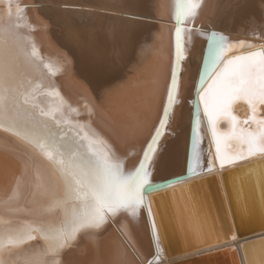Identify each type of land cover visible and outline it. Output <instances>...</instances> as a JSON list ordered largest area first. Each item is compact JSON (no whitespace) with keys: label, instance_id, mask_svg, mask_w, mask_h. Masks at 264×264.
<instances>
[{"label":"bare ground","instance_id":"obj_1","mask_svg":"<svg viewBox=\"0 0 264 264\" xmlns=\"http://www.w3.org/2000/svg\"><path fill=\"white\" fill-rule=\"evenodd\" d=\"M15 1V13L17 5H29L25 10L28 16L24 17L20 11L19 20L24 23L33 20L40 27L34 32L23 29L20 33L12 27L13 33L19 37L17 51L21 61L24 62L25 53H30L33 45L39 57L41 52L45 56V63L37 58L33 63H24L25 87L39 86L37 101L45 109L59 103L58 98L46 95L52 88L61 97L64 93L69 104H76L73 97L85 98V105L77 103L78 109L85 113L82 117L85 122H71L57 113L58 118L70 121L67 124L70 129L79 124L90 135L103 139L116 157L133 152L132 156H126L125 166L134 168L158 124L166 99V85L171 80L175 61V0ZM201 4L199 14L191 23L195 28L182 34L185 58L180 65L178 102L161 136L160 151L149 168L151 181L163 182L155 185L160 190L153 193L158 197L156 202L163 219L164 233L167 237L170 235L173 244L181 245L182 249L175 253L166 251V254L160 242L157 249L159 262L154 264H245L240 242L264 234L262 229L243 237L232 234L233 239L215 236L221 231L222 223L229 222L233 226L221 177L223 171L226 175L242 170L241 174L232 175L227 184L237 219L245 223L249 218L254 221L264 218V153L257 152L221 169L218 160H215V143L202 105H198L202 134L200 168L197 169L200 174L189 172L197 108L193 101L198 100V92L202 91L198 85L206 61L209 34L215 32L222 35L235 46L226 53L225 60L264 50V0H201ZM0 18V27L9 24L10 21L7 23L4 20L5 10H0ZM241 42L243 46H240ZM45 64L52 72L64 68L57 82L52 75H46ZM232 112L241 122V127L255 130V125H243L251 114L245 101H237ZM63 113L66 115L65 111ZM258 118H264V105L259 106ZM229 127L226 119L218 123V130L222 132H227ZM61 128L67 129L60 126L57 131L61 134L64 132ZM75 130L79 131V127ZM66 132L69 136L74 134ZM3 140L4 136L0 134V143ZM229 145V153L236 155L243 151L247 155L246 144L231 140ZM23 147L27 149V156L0 144V221L11 220L13 224L38 214L30 210L41 198L42 185H50L54 180L53 169L48 162L29 146L23 144ZM210 159L215 163L211 172L206 170ZM210 175H215V182L197 188L196 193L192 192L197 196L191 197L190 192L185 190L187 206L190 203L193 205L182 217L183 226L178 232L175 211L169 204L161 202L168 193H177L179 189L191 186L194 179L204 178L195 184L211 181L213 178ZM208 176L210 178H205ZM241 178L246 181L245 187ZM180 180L184 184L178 186L177 181ZM169 184L176 186L168 188ZM145 195L151 202L152 194ZM151 206L153 208L152 202ZM109 218L112 223L98 234L95 230L82 233L77 245L55 257L59 264H145L147 257L153 253L149 224L151 226L153 218L158 221L154 208L152 217L146 207H141L134 217L124 212L119 219H112L111 215ZM158 231L163 238L159 225ZM206 236L217 242L185 248L188 243L203 242ZM153 239L155 243L154 234ZM42 248V241H32L13 249L11 253H0V260L5 264H34L32 253ZM192 257L198 258L189 260ZM256 257L257 253L252 250L254 264H258ZM43 259L50 261L53 257Z\"/></svg>","mask_w":264,"mask_h":264},{"label":"snow or ice","instance_id":"obj_2","mask_svg":"<svg viewBox=\"0 0 264 264\" xmlns=\"http://www.w3.org/2000/svg\"><path fill=\"white\" fill-rule=\"evenodd\" d=\"M0 5L4 6L10 21L12 0H7L6 4L5 0H0ZM200 7L201 0H175V61L171 80L166 85V99L158 124L142 150V158L132 169L126 168L124 160L116 157L103 139L90 135L82 125L77 124L69 129L74 132L71 136L67 132L61 134L57 131L61 125L71 123L57 116V113L62 115L65 104L60 93L55 89L46 93L58 98L59 103L45 109L37 101L39 86L31 89L25 87L23 65L33 63L34 58H38L35 46L30 53H25L22 62L17 51L19 37L13 33V26L9 23L0 27V130L10 133L33 149L48 162L54 175L50 185H42L41 198L36 207L30 210L38 213L35 217L17 224L11 220L0 221V253H11L30 241H42L43 248L32 253L34 264H59L55 257L71 247L81 233L100 229L109 215L115 217L118 213L126 212L134 216L141 207H146L148 215L153 216L151 202L145 194L151 195L160 188L153 185L149 168L178 102L179 69L184 58L182 34L188 31L182 25L194 20ZM16 11H21L18 5ZM240 46H243V42ZM233 47L224 36L215 32L209 34L206 61L198 85L202 91L198 92V100L193 101L197 108L189 167L192 175L200 174L197 169L200 168L202 134L198 105L203 106L215 143V160H218L221 169L257 152L264 153V118H258L259 106L264 105V50L225 60L226 53ZM44 67L49 65L45 64ZM241 100L249 105L251 111L243 125H255V130L241 127V122L233 115V105ZM222 119L230 123L227 132L218 130V123ZM76 127H79V131L75 130ZM231 140L246 144L247 155L243 151L236 155L229 153L227 148ZM214 166V161L210 159L206 170L211 172ZM177 183L183 185L184 181ZM167 187L174 188V185ZM151 227L159 249L161 234L155 218L151 221ZM46 256L53 259L44 260ZM0 264L5 262L0 260Z\"/></svg>","mask_w":264,"mask_h":264},{"label":"water","instance_id":"obj_3","mask_svg":"<svg viewBox=\"0 0 264 264\" xmlns=\"http://www.w3.org/2000/svg\"><path fill=\"white\" fill-rule=\"evenodd\" d=\"M6 3H7V0H5V4ZM16 3H17V1L12 0L13 12H12L11 20H10L11 23L9 22V18H8V16L6 14H5V17L6 18L4 20L7 23L9 22L13 26V28H16V30H18L19 33L23 29L31 30L33 32L36 31L37 29H39L40 28L39 25L37 23H35L33 20H31L29 23H24L21 20H19L21 18L20 17L21 15H19V13H18V15L16 16L17 11H16V13L14 11V6L16 5ZM19 6H20L21 11L23 12V16L24 17L26 15L28 16V14L25 13V10L28 8L29 5L24 3V4H19ZM201 8H202V4H201V7L198 9V14H199ZM1 9L2 10H5V8H4L3 5H0V10ZM173 22H174V24L176 26L175 19L173 20ZM166 23L168 25V22H166ZM191 23H192V20H189L188 23H186V24L184 23L182 25V27H184L185 29L195 28V27L191 26ZM175 26H174V28H175ZM174 30L175 29H173V37L175 39ZM21 33H23V32H21ZM183 42H184V40L182 41V47H183ZM40 54L42 55L41 57H39V55L37 53V56H38L37 59L39 61H41L42 63H45V58H44L45 56H44V54L42 52ZM184 58L182 59V61L184 60ZM43 69H45L46 75H49V74L52 75L54 81H56L64 73V68H60L59 70H57L55 72H52V71L47 70V67H44ZM179 72H180V69H179ZM62 96H63L62 97L63 100L65 101V104L63 105V108H62V116H64L66 119L70 120L71 122H85V120L84 121L82 120V119H84L82 117H85V113H82L78 109L77 103L79 105L83 106V105H85L87 103V100L85 98H82V96H77V97H73V98H72V96H69L76 103V104H74V103L73 104H69L67 102V98H65V94L64 93H63ZM63 111H65L66 115L63 113ZM59 114H61V113H59ZM68 116H71V118L68 117ZM61 126H65L67 128L65 130H63V128H61V130H63L64 132L69 131V129H70L69 127H67V125H61ZM0 134L4 136V140H3L4 143L2 142L0 144H2L3 146H5L6 148H8V149H10L12 151H15L17 153L19 152V153H22V155L24 154V155L27 156V149H24L22 142H20L16 138H14L11 134L4 133L2 130H0ZM150 138H151V136H150ZM150 138H149V140H150ZM160 147H161V138H160V141H159V144H158V149H157L156 156L158 155V153L160 151ZM132 154H133V152L128 151L125 155L120 154V156H121L122 159H124V162H125V160L128 158L126 156H132ZM156 156L154 158V161L156 159ZM225 172L226 171H223L222 172V176L221 177H222L223 182H224V186H225V190H226V195H227V199H228V204L230 206V211H231L233 226L230 225L229 222L227 224L226 223H222L221 224V226H222L221 231H218L215 234L216 238H219V239L220 238L233 239L232 238L233 237L232 234H234L235 237H243V236H246V235H249V234H252V233H255V232H258V231L264 229V218L263 219L261 218V219H259L257 221H254L251 218H249L245 223H243L242 221H239L237 219V216H236V214L234 212V207H233L232 202L230 200V195H229L228 188H227V183H226V175H225ZM210 176H212L211 178H213V180L216 178L215 175H210ZM210 176L205 177V178H210ZM203 179L204 178L194 179L192 181V185L191 186H193L195 184L194 182H198L197 180H203ZM162 183L161 182H156V183H153V185H157V184L158 185H161ZM179 185L180 184H178V186ZM175 186L176 185H174V187ZM166 190H168V189H166ZM150 198L152 200L151 202H152V205H153V208H154V215H155V217L156 216L158 217V225H159V227L163 231V238H162V235H161V243H162V246H163L164 251L165 252L167 251V252H170V253H175L176 251L181 250L182 249V246L179 245V244H173L170 235L168 234L169 236L167 237L166 236L167 235L166 232L164 233V229H163V225H162L163 219L161 220V218H162L161 212L159 213L160 209H159V207H157L158 206V203L156 202V199L158 197L156 198L154 196V193H152V195H151ZM121 213H124V212H121ZM121 213H118L115 217H112V219H119L121 217ZM148 221H149V219H148ZM110 222L112 223V220H111V218H108L106 224L102 225L100 229L95 230L94 232L96 234H98ZM149 234H150L151 241H152L153 253L149 257H147V259L145 260V264H154V263L159 262V259H157V254H159V253H158L156 244L154 243L153 233H152L150 224H149ZM79 236H78V239L73 243V245L71 247L77 245V242L79 240ZM209 238L210 237L206 236L205 239L203 240V242H200V243H197V244H193V243L189 244L188 243L187 244L188 246H186L185 248L186 249H188V248H194V247H198L200 245L208 244V242H206V240H211ZM31 242L32 241H30L28 243H31ZM240 249H241L242 256H243V260H244V263L245 264H254V260L252 259V250H255V254L257 253V257L256 258H257L258 263L259 264H264V234L259 235L257 237L249 238V239H243L240 242ZM65 250H63V251H65ZM167 252H166V254H167ZM160 256H162V255L160 254ZM196 258H198V257H192L189 260H196Z\"/></svg>","mask_w":264,"mask_h":264},{"label":"rangeland","instance_id":"obj_4","mask_svg":"<svg viewBox=\"0 0 264 264\" xmlns=\"http://www.w3.org/2000/svg\"><path fill=\"white\" fill-rule=\"evenodd\" d=\"M241 171L240 170L239 171H233L232 172L233 174L232 173L226 174V183L228 184V182H229L228 180L231 179V176L232 175L235 176L237 174H241L240 173ZM222 181H223V179H222ZM209 182H211V183L213 182L214 183L215 180L212 179L211 181L200 182L199 184H195V185H193L192 191H189V190H191L190 189L191 186H186L185 188L179 189L177 193H171V194L168 193L165 196L166 199H163V201L161 202L162 204L163 203L164 204H169L168 206L175 211V213H176L175 214L176 215V219L175 220L177 221L176 222V226H177L176 230H178V232H179L180 228H182V226H183L182 225V217L186 214V212L188 211V209L193 205V203H190L189 206H187L185 190H188V192H190L189 193L190 196L191 197H194V195L197 196L195 194L196 193L195 190H197V188H200L201 189V188L206 187ZM242 183H243V186L245 187V184H246L245 179H242ZM227 187H228V185H227ZM258 187H259V189L260 188L262 189L261 186H258ZM200 189H198V191H200ZM259 189H258V191H259ZM194 191H195V193L192 194V192H194ZM190 264H194V262H191Z\"/></svg>","mask_w":264,"mask_h":264}]
</instances>
